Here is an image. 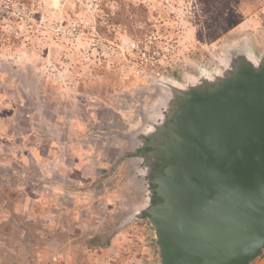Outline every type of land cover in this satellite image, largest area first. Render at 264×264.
<instances>
[{"label":"rangeland","instance_id":"374dc122","mask_svg":"<svg viewBox=\"0 0 264 264\" xmlns=\"http://www.w3.org/2000/svg\"><path fill=\"white\" fill-rule=\"evenodd\" d=\"M243 45L264 47V0H0V264L154 255L146 221L120 226L146 194L124 135L154 114L158 80Z\"/></svg>","mask_w":264,"mask_h":264},{"label":"water","instance_id":"95a60500","mask_svg":"<svg viewBox=\"0 0 264 264\" xmlns=\"http://www.w3.org/2000/svg\"><path fill=\"white\" fill-rule=\"evenodd\" d=\"M158 84L154 114L124 135L146 194L120 226L149 224L155 264H251L264 251V47Z\"/></svg>","mask_w":264,"mask_h":264},{"label":"crops","instance_id":"0c3cea01","mask_svg":"<svg viewBox=\"0 0 264 264\" xmlns=\"http://www.w3.org/2000/svg\"><path fill=\"white\" fill-rule=\"evenodd\" d=\"M141 249H140V253L142 255L140 257V262L142 264H153L154 255L152 254L150 248L147 245L142 244ZM154 263H155V261H154Z\"/></svg>","mask_w":264,"mask_h":264},{"label":"built area","instance_id":"2783aa9c","mask_svg":"<svg viewBox=\"0 0 264 264\" xmlns=\"http://www.w3.org/2000/svg\"><path fill=\"white\" fill-rule=\"evenodd\" d=\"M3 1H5V2H6V5L8 6V2H9V0H8V1H6V0H3Z\"/></svg>","mask_w":264,"mask_h":264},{"label":"flooded vegetation","instance_id":"af4514ba","mask_svg":"<svg viewBox=\"0 0 264 264\" xmlns=\"http://www.w3.org/2000/svg\"><path fill=\"white\" fill-rule=\"evenodd\" d=\"M147 150H149V149H147ZM137 151H141V150L139 149V150H137Z\"/></svg>","mask_w":264,"mask_h":264}]
</instances>
